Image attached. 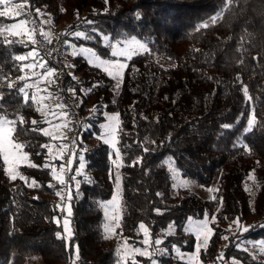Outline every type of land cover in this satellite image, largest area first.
I'll return each mask as SVG.
<instances>
[{"label": "trees", "instance_id": "obj_1", "mask_svg": "<svg viewBox=\"0 0 264 264\" xmlns=\"http://www.w3.org/2000/svg\"><path fill=\"white\" fill-rule=\"evenodd\" d=\"M14 1L24 3V15L0 17V75L15 81L16 88L8 89L0 80V112L17 120L11 135L27 153L18 166L27 179L10 180L0 156V264H151L150 257L123 253L124 247L145 248L140 223L150 233V245L163 250L154 256L158 264H187L175 258L177 249L192 252L195 247L196 236L185 223L205 214L213 233L207 248L199 249L200 264H264L263 253L237 245L238 236L264 243V0ZM40 14L61 29L57 38L92 47L101 57H114L102 34L134 36L147 47L128 59L117 88V80L83 55L64 56V45L59 58L66 70V94L87 120L76 144L69 146L71 157L73 148L78 154L68 172L67 190L53 183L52 165L58 174L65 164L52 157L51 145L59 147L58 142L40 130L45 124L36 102L29 98L25 103L17 92L27 74L19 68L29 58L16 61L14 56L36 47L24 35L5 30L16 20ZM76 31L85 32L87 39L72 35ZM19 76L25 79L17 80ZM245 85L250 100L243 96ZM106 112L118 114L122 159L121 215L112 238L104 235L100 206L113 191L109 148L99 126ZM250 116L256 122L245 132ZM81 156L84 167L77 175ZM167 156L181 176L211 188L212 197L186 188L173 193ZM237 217L248 231L235 225L229 229ZM65 218L71 240L56 236L59 232L67 237ZM156 239L162 244L155 245Z\"/></svg>", "mask_w": 264, "mask_h": 264}, {"label": "snow or ice", "instance_id": "obj_2", "mask_svg": "<svg viewBox=\"0 0 264 264\" xmlns=\"http://www.w3.org/2000/svg\"><path fill=\"white\" fill-rule=\"evenodd\" d=\"M108 0H105V3H107ZM14 3V0H0V6H4V10L0 11V17H9V18H16V17H20L21 15H24V13L20 10L23 9L25 7L24 4H19L17 5L15 8H11L10 6ZM37 13H39V9L36 10ZM137 17H139V14H137ZM213 21H215V17H213ZM28 23L27 20H20L19 24H12L11 27L9 29H5L6 31H10L11 35L13 36H18L20 35L19 32L15 31L16 28L19 27H23L24 25H26ZM87 23L91 24V21H87ZM202 27H207V25H202ZM93 31H95V28H93ZM28 36V40L31 41L33 44L36 42L34 36L30 33V32H26L25 33ZM42 35L47 36V33H43ZM72 35H74L77 38H84L87 39V36L85 34V32L83 31H76L74 33H72ZM6 43H13V41H5ZM19 43H24V41H19ZM137 45L139 47V49L143 50V51H147V47L144 44H140L139 42H137ZM73 47H75L73 45ZM36 55V52L30 51L27 53V55H16L14 56V59L16 61H25L27 60L29 57H33ZM73 56L76 55H83L85 57H87V63H89L90 65L93 64L94 62H96V67H103V70L105 73H107V75L111 78H113L114 80H117V84L116 87L119 88L120 87V80L122 79V75H123V69L127 66L125 63H122L119 59L116 60H108V59H101V57L94 51H92L90 48H86V47H81L79 48V51H73L72 52ZM112 56L115 57H121V56H126L128 57V59H131V54H129L128 50H117L116 46H113V50L111 52ZM35 67V65L33 64H22L19 68V71L24 72L25 69H31ZM40 67L42 68H46L47 65L46 64H41ZM55 69H48L46 76L47 78H51L55 75ZM33 75H36V73H33ZM25 77L24 76H19L17 77V80H24ZM0 80H2L4 83L7 84L8 89H15L16 88V82L9 80L7 77H3L2 75H0ZM49 83H55L54 80L49 79ZM33 85L31 84H25L22 87H19L17 92L18 94H23L24 97V101L25 103L29 100V96H28V92L27 89L31 88ZM98 84L93 85V87H98ZM73 91L74 90H70ZM88 91H91V89H89ZM243 96L250 100L251 97L249 96V92H248V87L247 85L244 86L243 88ZM3 100V96L0 95V109H4V105L2 103ZM31 100L39 103V101H37L36 96L33 95L31 97ZM63 107V106H61ZM18 111V110H17ZM37 111H41L43 112L42 108H37ZM62 116H67V113H62ZM116 120L115 117H109V124L105 125V132L102 134V138L107 137L104 139V143L106 144H111L113 148L116 147V135H115V128L112 126V121ZM24 118L21 116L19 119V123L23 124ZM256 122V118L255 116H250L247 120V128L245 129V132H247L248 129H250L254 123ZM33 124H37L38 122L33 120L32 121ZM118 123V121H117ZM17 124V120L15 119H9L8 118V114L6 111L0 112V156L3 157L4 163L6 165H9L8 167H6L4 169L5 174L8 176V178L12 181H15L17 178L21 179V180H26L27 177H25L19 170H18V162L22 161L24 159H27V153H24L22 155H18L16 154V152H18L19 150H21L23 148V145L16 143L14 141V139L12 138V133L15 131V126ZM62 127H67V125H62ZM225 128H227L228 126L225 125ZM35 131V129H33ZM41 131H43V134L45 136L50 135L49 131H47L46 129H40ZM62 139H67V137H61ZM72 144L75 145L76 144V140L72 141ZM46 147V145H42L41 146ZM13 150H16V152H14ZM69 150V146L67 144H64L61 146L60 148V157L62 158L64 153L67 152ZM145 152L148 151L147 148L144 149ZM73 152V157H75L78 154V150L76 148L72 149ZM12 156L13 159L10 160L9 157ZM73 157H70L67 161V166L65 164H61L59 171L60 173H62L61 175H56V167L55 165H52V175L55 179L59 180V182L61 184H65V178L63 173L65 172H70L71 171V166L74 162ZM57 157H53V159H56ZM121 159V153L119 151V149H117L116 151V161H113V163L115 164L117 161H119ZM81 160V164L80 167L76 169V173L77 175L80 174L81 169L84 167L82 160L83 157H80ZM134 163H140L139 160L135 161ZM34 167L35 165H29ZM48 165H45V167H47ZM120 165L117 164V167H119ZM71 179L73 181H76V186L79 187V181L76 180V175H73L71 177ZM120 176L117 175L116 176V186L117 188H119L120 186ZM249 179H253V177L250 175ZM29 187H33L35 186V182H33L32 184L28 185ZM51 186V185H50ZM248 191H251V188L247 189ZM211 191V189H210ZM56 195H60V192H57ZM159 195V194H158ZM70 196V193H69ZM63 198V197H62ZM119 203L118 200V194L114 195L112 197V200L108 201L104 207L105 209H107L109 206H114L117 205ZM68 211V215H71V208L69 207L67 209ZM157 212H159V209L156 210ZM114 219L117 221H119V216L114 217ZM216 217L213 216L212 220L215 221ZM227 219V218H225ZM59 222V221H57ZM69 225V221L67 218L64 219V229L65 232L67 233V237L62 236L59 232L56 233L57 239H68L71 240L72 237V233L71 230L68 227ZM235 225L237 230H242V231H248V227H245L243 224H241L240 222V218L237 217L235 220L232 221V223L229 225V229L232 228V226ZM264 226V225H261ZM252 227V226H249ZM139 229L142 230V232L144 233L145 239L142 241L143 244L145 245H150L152 243V241L150 240V233L147 229V227L145 226L144 223H140L139 224ZM105 232H112L113 229L105 226ZM188 231L194 232L197 236V240L198 241H202L201 243L197 244V251H199L200 248H207L208 245V240L211 237L213 230L211 228L208 227V219H207V214H205V219L202 221H191L190 220V227L187 229ZM222 239L227 240L228 237L224 236L222 237ZM155 245L159 246L162 244L161 239H156L154 241ZM262 249H264V245L261 246ZM135 254H138L142 257H153L155 256L157 253L162 252L163 250L160 248H155L153 249L152 252H149L148 248H139L136 247L132 250ZM122 259H124V257H122ZM192 261L195 262V264H199L198 261H196L195 255L193 257L190 258ZM219 259H223V254L220 255ZM133 264H135V261H133ZM151 264H157L155 259H151ZM233 264H236L235 261H233Z\"/></svg>", "mask_w": 264, "mask_h": 264}, {"label": "rangeland", "instance_id": "obj_3", "mask_svg": "<svg viewBox=\"0 0 264 264\" xmlns=\"http://www.w3.org/2000/svg\"><path fill=\"white\" fill-rule=\"evenodd\" d=\"M19 4H24V3L21 2V1H14V3L10 7L11 8H15ZM24 9L25 8L20 9V10L24 11ZM33 18L34 19H31V17L29 19L28 18L27 19L26 18H22V19L14 21V22H19L20 20H27L28 21L27 25L30 28H37V30H38L37 32L42 30L44 33L48 34L47 36L42 35L43 33L41 34V36L44 37V39L57 38V36L59 35V32L61 31V29L59 27H55V28L51 27L50 24H49V21H48V18L46 16V14H40L38 17H33ZM13 24H15V23H13ZM10 27L11 26H9V28ZM17 29L18 28H16L15 31H17ZM20 35H21V33H20ZM39 38H40V33H39V36H37V38L35 39V41L38 40ZM137 42H139L140 44H144L146 46L145 41L140 40V39H138V38H136L134 36L111 38L107 34H102V43L109 47L110 52H112L113 46L115 45L117 50H128L129 54H131V57L136 55V54H138V53L143 52V50L139 49V47L137 45ZM89 48L92 51H94V49L92 47H89ZM101 59H108V60L119 59L122 63H125V64H127V61H128L127 55L126 56H121V57H115L114 56L113 58L101 57ZM94 64L96 65V62H94ZM99 68L103 70V67H99ZM124 70H125V68L123 69V72H124ZM104 116H105V119L101 123L102 134L105 132V127L104 126L108 125L109 122H110L109 121V117H115L116 118V120H113L111 122L112 126L116 130V132H115V135H116V141H115L116 147L113 148L111 144H107L108 148H109V160H110V163H111L110 174H111V179H112V182H113V191H112L111 196L108 199L100 201V206H101V209H102V212H103L102 229H103L104 235L106 237L112 238V237H114V235L116 233V230L118 228V225H119V221L117 223V221L114 219V217L119 216V219H120V215H121V185H122V181L120 179V186H119V188H117V186H116V176L119 175L120 178H121L120 166H121L122 159L117 161L115 164L113 163V161H116V151L118 149V147H117V125H118L117 121H119L118 114L116 112H106L104 114ZM105 138H107V137H104L103 141H104ZM58 144H59V147L54 145V144L51 145L52 146L51 147V153H52V157H57L58 159H61V158H59L60 157V151L59 150H60L61 146L63 145V143L62 142L60 143V141H59ZM13 151L16 152V150H13ZM16 154L22 155L24 153L21 150H19L18 152H16ZM70 157H71V155H70ZM9 159L12 160L13 157L10 156ZM164 162H165V164H166V166H167V168H168V170H169V172L171 174L173 193H175L178 189L186 188V189H189V190L197 193L201 197H204V198L212 197V189L211 188L204 187V186L196 183L194 180H192V179H190L188 177L181 176L179 170L176 168V166L174 164L173 158H171L170 156H167V157H165ZM23 163H25V159L22 160V161H19L18 162V166L23 164ZM117 164H119L120 166L117 167ZM8 166L9 165L5 164V167H8ZM210 189H211V191H210ZM117 194H118L119 203L117 205H114V206H109L107 209H105L104 205L108 201L112 200V197L114 195H117ZM204 219H205V217H203L201 219L188 218L186 223H185V229L187 230L190 227V220L191 221H202ZM207 219H208V227H209L210 218L207 217ZM105 226H108V227L112 228L113 231L112 232H105V230H104ZM171 230H172V228L169 227L168 231H171ZM233 231H234V229L232 230V232ZM195 236H196V234H195ZM237 240H238L237 245L239 247H245V248H248L250 250L256 249L258 252H261V253L264 254V249H262V247H261L262 245H264V243H262L261 241H252L249 238H245V237H241V236H238ZM201 242L202 241H198L197 240V236H196V242H195L194 250L192 252H180L177 249L175 251L176 252L175 253V258L184 260V261L187 262V264H195V262L190 259L191 257H193L195 255L196 261H198L199 264H200L199 256H198L199 251H197V244L201 243ZM145 247L148 248L149 252H152L153 249H155L151 245H145ZM129 248L130 247H124L123 248V253L125 255H131L132 254V250L129 249ZM151 258L154 259V256L151 257ZM223 264H227V261H224ZM228 264H233V261L228 262ZM236 264H241V263L236 262Z\"/></svg>", "mask_w": 264, "mask_h": 264}, {"label": "crops", "instance_id": "obj_4", "mask_svg": "<svg viewBox=\"0 0 264 264\" xmlns=\"http://www.w3.org/2000/svg\"><path fill=\"white\" fill-rule=\"evenodd\" d=\"M15 24H19V22H13ZM21 35H24L26 38L28 36L25 34L26 32H30L33 36L38 31L37 28H30L27 24L23 27H19L17 29ZM39 33H44L42 30L39 31ZM67 49H65L64 56L68 53H72L73 51H79V48L86 47L87 46H75L73 43L67 41ZM73 45L75 47H73ZM36 52V55L33 57H29V61L26 64H33L35 67L31 69H26V83L25 84H31L33 85L31 88L27 89L28 96L31 98L33 95L36 96L37 101L39 103L37 104L38 108H42L43 112L39 111L42 116V121L45 124V129L49 131L50 136L52 139L57 141H61V137H64L67 128H68V121L67 116H62V113H65V109L63 106L58 94L56 93L55 89L52 87V85L49 83V79L47 78L46 73L48 69H54L51 65V62L46 61L36 49H33ZM32 50V51H33ZM95 52V51H94ZM85 57V56H84ZM87 59V57H85ZM41 64H46V68L40 67ZM92 65L95 66L93 63ZM33 73H36V75H33ZM105 119V116H104ZM103 119V120H104ZM101 123L100 126V135L102 138V126ZM67 125V127H62V125ZM103 139V138H102Z\"/></svg>", "mask_w": 264, "mask_h": 264}, {"label": "built area", "instance_id": "obj_5", "mask_svg": "<svg viewBox=\"0 0 264 264\" xmlns=\"http://www.w3.org/2000/svg\"><path fill=\"white\" fill-rule=\"evenodd\" d=\"M37 42L34 43L38 53L46 60H49L52 63L53 68L55 69V75L52 80L55 83H51L52 87L55 89L58 94L60 101L67 113L68 128L64 137L67 139H61L63 145L67 144L70 146L72 141L77 137L79 132L87 126V120L80 113L77 103L66 94L65 90V77L66 70L64 69L61 61L60 54L63 51V47L66 44L62 38H49L44 39L41 35ZM70 158V150L64 153L63 157L60 159L67 166V161ZM62 173L56 174L61 175ZM66 183L61 184L59 180L53 177V183L57 184L60 188L67 190L69 187L68 172L63 173Z\"/></svg>", "mask_w": 264, "mask_h": 264}]
</instances>
